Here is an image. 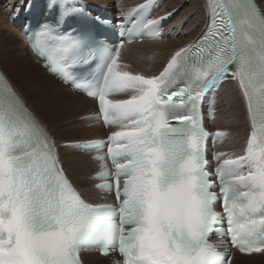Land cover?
<instances>
[{"label": "snow or ice", "instance_id": "snow-or-ice-1", "mask_svg": "<svg viewBox=\"0 0 264 264\" xmlns=\"http://www.w3.org/2000/svg\"><path fill=\"white\" fill-rule=\"evenodd\" d=\"M206 4L201 39L148 76L119 70L124 40L111 48L89 29L71 35L58 25L34 34L46 67L96 99L97 118L118 129L109 136L107 157L97 158L104 164L95 177L114 179L118 203L82 198L56 142L0 77V264H81V250L91 247L103 255L118 250L123 264H231L230 250L221 253L210 243L213 232L243 254L264 253V14L253 0ZM149 6L150 0L119 23L121 34L126 24L132 28L127 43L160 38L158 22L141 19ZM88 65L85 73L74 70ZM229 78L247 99L252 131L243 155L215 156L218 197L207 170L201 104ZM226 135L217 131L213 139ZM224 219L221 230L216 226Z\"/></svg>", "mask_w": 264, "mask_h": 264}, {"label": "rangeland", "instance_id": "rangeland-1", "mask_svg": "<svg viewBox=\"0 0 264 264\" xmlns=\"http://www.w3.org/2000/svg\"><path fill=\"white\" fill-rule=\"evenodd\" d=\"M4 1L5 0H0V62L4 63L3 68H4L5 72L8 74V76L12 79V81H13L12 83L14 84V86L18 90L21 91V87L26 88V84H23L22 82L25 79H27L28 77L24 76L20 70L21 65L19 63H21V61L17 60V62H16L10 53H9L10 57H8L5 50H7V52H9V46H11V44L13 46H18V44H20V43L23 44L24 46H26V45H25L21 35L18 32H16L13 29V27L10 25L11 22L9 21L8 10L10 7H12V6H10L11 0H7L6 3H4ZM16 1H18V0H16ZM257 2L259 4L260 8L264 11V0H257ZM168 3H167V5L170 6V7L168 6L169 9L172 6H174V7L177 6L173 12L175 14V18H176L174 21V24L176 27L181 25V21H182V23L183 22L185 23V29H187L188 26L192 22V18H194V17H197L201 21L202 25H204L206 23V17H207L206 16V9H205V6H204V3L202 0H169ZM170 3H172V4L175 3V4L170 5ZM120 7H121V5H120ZM174 7L172 9H174ZM185 9H187L188 11ZM184 13L187 15V17L185 16ZM17 35L21 37V41L19 43L15 44L13 39H15ZM191 35H194V33L189 32V33H187V36H185V37H187V39H189V38H191ZM166 41H174L175 44H179V45L183 46V45H185L183 43L186 42L184 40V32L181 36L175 37V38H170ZM181 46H179V47H181ZM26 51H28L27 48H26ZM19 53H24V51L19 49ZM133 56H134V53L132 54V57ZM27 58H30V57H27ZM133 59L135 62L138 60L135 58H133ZM30 60H33V59L30 58ZM124 61L129 63L127 71L135 74L136 70L131 68V64H130L129 59L124 56ZM10 65L15 66V68H16L14 76L9 71ZM30 81H31V83L29 85L32 86L34 89L33 90H25L27 92V94L25 95V100L27 101L28 105L31 107L32 110L36 111L35 113L40 117V119L43 121V123L48 128V130L51 132V134L58 141L59 150L61 152L63 162H64V156L62 153L64 150H66L68 153V157H70V158L73 157L74 162L80 164L81 168L83 169L81 162H82V159H84V157L81 156L82 157L81 158L80 156H78L77 153H75V151H73L72 149H69L67 144H66V146L64 145L65 143H70L71 141H77V140L79 141L81 139L90 140L89 138L92 139L94 136V134H91L88 131H84V130L79 129V128H83V126H84V124L77 122V119L79 118L78 116H80L84 113V111H78L77 110V109L82 108L81 101L79 99L75 100V110H71V109L69 110L68 108L65 111L59 110V114L56 117L55 113H52L49 111L47 113L45 110H43V108H45L44 107L45 102H47V105L51 104L52 108H53V106H52L53 104L49 100H45V102H42L43 89L40 90L39 87L37 86V84H35L31 79H30ZM53 87L56 89L55 85H53ZM245 108H246V106L244 104L241 92L239 91L237 84L234 81H232L231 83H229L228 81L224 82L223 87H222L221 97L219 100L218 121H217V126L215 128L218 130H223L230 137L232 130H233L232 125H230V122L232 120L244 122L243 132H241L240 135L238 137H236L237 139L240 140V142H239L240 145L236 146L235 142L233 140L231 141L229 139V141L226 143V145L224 147V148H226L225 151L235 152V154L237 156L243 154L242 148L245 146L247 134L250 130ZM62 126L65 127L68 130V132L61 131ZM62 149H64V150H62ZM65 166H66V164H65ZM67 170H68V168H67ZM68 172H69V170H68ZM86 174L89 175V173H87V171H86ZM86 174H85V176H86ZM83 180H84V177H83ZM252 258L253 257H250V258H248V260H251Z\"/></svg>", "mask_w": 264, "mask_h": 264}, {"label": "bare ground", "instance_id": "bare-ground-1", "mask_svg": "<svg viewBox=\"0 0 264 264\" xmlns=\"http://www.w3.org/2000/svg\"><path fill=\"white\" fill-rule=\"evenodd\" d=\"M18 1H22V0H18ZM144 1L145 0H127L123 5H121V7L124 9L132 8L134 6H137L141 3H143ZM202 1L204 3L205 9H206V16H207L206 17V23H207V20H208L207 4H206V0H202ZM15 2H17V1L11 0L10 6H12ZM86 2H89L92 4H97L103 8H112V6L114 4L112 2V0H86ZM171 4L172 3H170V5ZM173 4H175V3H173ZM168 6L169 5H166V9L164 10V14H166V15L174 12L175 8L177 7V6H175V7L172 6L169 9L170 6L169 7ZM173 7H174V9H172ZM10 8H12V7H10ZM10 8H9L8 12L10 11ZM185 10H187V9H185ZM262 12L264 14L263 10H262ZM185 16L187 17L186 14H185ZM11 20H12V17H9L10 22H11ZM206 23L204 25H202L201 21L197 17L192 18L191 24L184 31V40L186 42L183 43L185 45L182 44L183 46H181L179 44H175L174 41H166V40L144 41L142 43H135V44L131 45L129 50L125 54V57L129 59L130 64H131V68L136 70L135 74L139 73V74H143L146 76L153 75V74H159V72L162 70L164 64L167 62V60L176 51H178L180 48H182L186 45L192 44L193 42H195V40L197 38H199V36L202 33ZM181 24H182V21H181ZM171 26H175V24L172 23ZM189 32L194 33V35H191V38L187 39V37H185V36H187V33H189ZM13 41L15 42V44H17L21 41V37L17 35L16 38L13 39ZM179 46H181V47H179ZM26 48H27L26 46H24L23 44L20 43V44H18V46H13L11 44V46H9V52H7V50H5L8 57H10V55H9V53H10L16 62H17V60L21 61V63H19L21 65L20 70L24 76L28 77L27 79H25L22 82L23 84H26V88L21 87V91L17 89L19 91V93L22 95V97L25 99V95L27 94V92L25 90H33L34 89L32 86L29 85L31 83V81H30V79H31L35 84H37V86L39 87L40 90L43 89L42 102H45V100H49L53 104L52 105L53 108H52L51 104L47 105V102H45V106H44L45 108H43V110H45L47 113H48V111L55 113V116L57 117V115L59 114V110L65 111V110H67V108L69 110L70 109L75 110V100L79 99L82 102V99L79 98L81 96L76 97L74 95L66 94L64 92L62 85L56 79H54L52 77H47V76L45 77L44 76L45 72L40 67H38L37 65L34 64V60H30L31 57L30 58L26 57V55L28 54V51H26ZM19 49L23 50L24 53H19ZM133 53H134V56L132 57ZM133 58L138 59V60L135 62ZM0 65L3 68L4 63L0 62ZM3 70H4V68H3ZM9 71L14 76V73L16 71L15 66L10 65ZM4 72H5V70H4ZM6 75L8 76L7 73H6ZM10 80L12 81L11 78H10ZM227 81L229 83H231L233 81V79L229 78V80H227ZM53 85L56 86V89L53 87ZM77 110L81 111V109H77ZM230 125H232L233 130H232V133H231V136L229 137V139L231 141L233 140L235 142L236 146H239L240 140L237 139L236 137H238L240 135V133L243 132L244 122L232 120L230 122ZM61 129H62L61 131L68 132V130L63 126L61 127ZM91 134H94V133H91ZM96 134H98V133H96ZM55 141H56L57 147L59 148L58 141L56 139H55ZM77 141H71L70 143H75ZM80 141H88V139H81ZM70 143H65L64 145L66 146V144H67L69 149H71ZM62 150H64V149H62ZM242 151L244 152V149ZM62 154L64 156V162H65V164L69 170V175L71 176L74 183L78 184L79 186L85 187V189H87L88 187H86L87 185L83 181V175L86 174L87 169L86 168L82 169L80 164L74 162L73 157L72 158L68 157V153L66 150H64ZM251 257H253V258L251 260H248V258H250V257L240 256L235 261V264H264V253H262L260 255H252Z\"/></svg>", "mask_w": 264, "mask_h": 264}]
</instances>
